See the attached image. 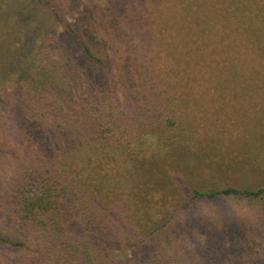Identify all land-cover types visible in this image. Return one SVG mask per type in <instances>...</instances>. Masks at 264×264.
Instances as JSON below:
<instances>
[{
  "label": "trees",
  "instance_id": "1",
  "mask_svg": "<svg viewBox=\"0 0 264 264\" xmlns=\"http://www.w3.org/2000/svg\"><path fill=\"white\" fill-rule=\"evenodd\" d=\"M57 1H45L51 6L57 26L62 28L58 37L49 34L56 41L47 48L59 53L56 59L46 61L51 76L45 82H51L50 86L37 83L30 97L17 91V95L0 93V106H6L13 115L12 106L17 103L26 112L25 120L35 128L40 126L38 132L30 129L32 134L25 128L18 132V121L8 123L6 145L21 140V151H17L20 157L0 147V167L3 155L8 156L16 178L11 181L10 175L7 179V211L24 229H44V241L30 243L7 237L0 230V264H127V256H119V247H115L117 243L127 248L131 242L124 237L125 216L115 209L117 201L109 197L112 188L101 181H90L89 177L92 172L97 176L101 175L99 171L104 170L105 175L113 172V167L103 169L102 159L112 160L115 165L118 160L124 164L130 157L125 138L132 136L129 115L133 109L129 102L133 103L135 95L122 90L123 82L140 80L153 88L157 80L155 76L151 78L155 59L157 75L168 77L173 85L187 84L190 97L186 98L199 99L198 83L204 79L203 67L209 64L208 53L214 46L211 41L225 32L229 38L224 50L229 51L228 57L233 56L226 67L257 69L260 77L255 83L264 86V0H108L110 6L102 19L98 20L97 10L91 9L80 26L61 14ZM160 20L167 29L166 33L162 27L167 51L163 45L158 56L153 55L152 40L153 26L157 29L156 21ZM187 35L191 39L187 40ZM18 50L15 55H28L22 56ZM236 50L240 51L235 53ZM260 100H264V93ZM150 130L147 133L151 137L153 129ZM171 140L161 144L158 141L157 145L167 149ZM76 149L83 163L78 177L71 171L73 161L67 165ZM91 158H98L99 165H90L94 162ZM120 167L125 169V165ZM192 192L195 198L206 199L260 198L264 197V186L241 189L223 182ZM170 223L181 224L176 220L174 223V219ZM139 243L143 242L134 244ZM146 246L140 247L137 255ZM140 257L137 261H142Z\"/></svg>",
  "mask_w": 264,
  "mask_h": 264
},
{
  "label": "rangeland",
  "instance_id": "2",
  "mask_svg": "<svg viewBox=\"0 0 264 264\" xmlns=\"http://www.w3.org/2000/svg\"><path fill=\"white\" fill-rule=\"evenodd\" d=\"M45 1L56 3L57 0H0V93L24 92L30 97L37 83L50 86L51 82H45L51 76L46 61L56 59L59 53L47 48L56 41L49 34L58 37L62 28L57 26L51 6ZM57 2L61 14L79 26L86 21V12L97 10L99 20L110 6L108 0ZM156 22L153 55L159 56L167 36L162 35L163 21ZM190 36L186 39H191ZM228 38L229 34L223 32L211 41L214 46L208 53L209 64L203 67L204 79L198 83L201 84L199 99L186 98L190 97L187 84L173 85L168 77L157 75L155 59L151 78L155 76L157 80L153 88L140 80L121 85L125 93L135 95L133 103L129 102L133 109L129 115L132 136L125 138V142L129 141L125 146L130 157L124 164L118 160L115 165L112 160L102 159L103 169L113 167V172L105 175L104 170L99 171L100 176L92 172L89 177L90 181H101L115 191L110 190L109 197L117 201L115 209L125 216L124 237L131 239L127 248L117 243L115 247H119V256H127V264H264V197L206 199L195 198L192 192L205 191L223 182L241 189L264 186V100H260L264 86L256 85L260 77L257 69L226 67L233 58L224 50ZM15 49L22 56L28 55L19 57L14 54ZM236 59L238 56L234 60L240 63ZM14 105L13 115L6 106H0V147L4 152L15 153L22 145L21 140L6 145L9 122H19L18 132L25 128L33 134L30 129L38 132L40 127L35 128L25 120L26 112L19 104ZM150 129H153L151 137L147 133ZM170 138L173 139L170 147H158ZM17 155L20 157V152ZM80 155L76 149L67 162L68 165L73 161L71 171L77 177L83 166ZM3 157L0 230L7 237L23 238L30 243L43 240L44 229H24L7 211V179L15 172L9 157ZM91 159L94 162L90 165H99L98 158ZM120 165H125V169ZM15 180L13 175L11 181ZM173 212L177 214L171 215ZM172 219L181 224L174 226L170 223ZM136 241L143 243L134 244ZM145 244L148 247L137 255ZM139 257L142 261H137Z\"/></svg>",
  "mask_w": 264,
  "mask_h": 264
}]
</instances>
